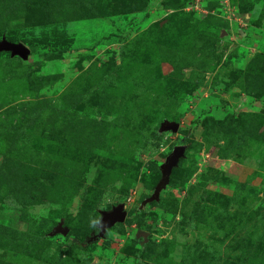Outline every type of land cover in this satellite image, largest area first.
Here are the masks:
<instances>
[{"label":"rangeland","instance_id":"obj_1","mask_svg":"<svg viewBox=\"0 0 264 264\" xmlns=\"http://www.w3.org/2000/svg\"><path fill=\"white\" fill-rule=\"evenodd\" d=\"M0 264H264V0H0Z\"/></svg>","mask_w":264,"mask_h":264},{"label":"water","instance_id":"obj_2","mask_svg":"<svg viewBox=\"0 0 264 264\" xmlns=\"http://www.w3.org/2000/svg\"><path fill=\"white\" fill-rule=\"evenodd\" d=\"M6 48L12 50L15 53L23 54L25 50L22 47L7 45ZM169 128L174 131L176 126H169ZM185 147L183 145H178L173 148L171 155L167 158L165 164L162 166L161 179L155 186V192L162 188L169 176L171 170L176 167L178 160L182 157ZM125 218V213L121 211L118 207L112 210L110 213H103L100 222L97 224V237L102 236L104 230L111 226L114 222H121Z\"/></svg>","mask_w":264,"mask_h":264}]
</instances>
